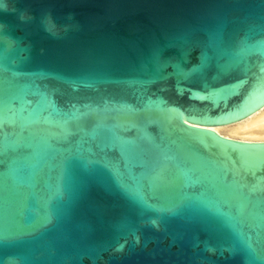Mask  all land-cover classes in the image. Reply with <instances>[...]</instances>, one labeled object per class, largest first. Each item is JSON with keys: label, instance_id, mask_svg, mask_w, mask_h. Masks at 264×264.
<instances>
[{"label": "water", "instance_id": "water-1", "mask_svg": "<svg viewBox=\"0 0 264 264\" xmlns=\"http://www.w3.org/2000/svg\"><path fill=\"white\" fill-rule=\"evenodd\" d=\"M264 0H0V264H264Z\"/></svg>", "mask_w": 264, "mask_h": 264}, {"label": "bare ground", "instance_id": "bare-ground-1", "mask_svg": "<svg viewBox=\"0 0 264 264\" xmlns=\"http://www.w3.org/2000/svg\"><path fill=\"white\" fill-rule=\"evenodd\" d=\"M194 127L209 129L218 136L242 142H264V104L237 120L218 125Z\"/></svg>", "mask_w": 264, "mask_h": 264}]
</instances>
